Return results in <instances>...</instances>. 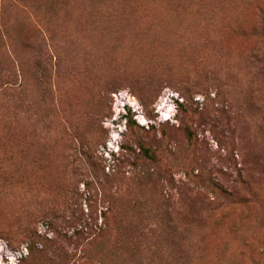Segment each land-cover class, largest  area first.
I'll use <instances>...</instances> for the list:
<instances>
[{
    "label": "rangeland",
    "instance_id": "rangeland-1",
    "mask_svg": "<svg viewBox=\"0 0 264 264\" xmlns=\"http://www.w3.org/2000/svg\"><path fill=\"white\" fill-rule=\"evenodd\" d=\"M0 264H264V0H0Z\"/></svg>",
    "mask_w": 264,
    "mask_h": 264
},
{
    "label": "trees",
    "instance_id": "trees-1",
    "mask_svg": "<svg viewBox=\"0 0 264 264\" xmlns=\"http://www.w3.org/2000/svg\"><path fill=\"white\" fill-rule=\"evenodd\" d=\"M143 150L146 155H150V150L147 147H143Z\"/></svg>",
    "mask_w": 264,
    "mask_h": 264
}]
</instances>
